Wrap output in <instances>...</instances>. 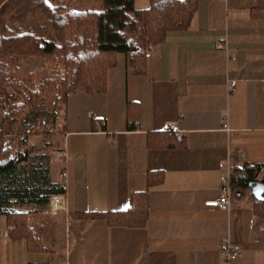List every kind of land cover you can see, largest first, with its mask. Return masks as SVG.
Listing matches in <instances>:
<instances>
[{"label":"crops","instance_id":"obj_1","mask_svg":"<svg viewBox=\"0 0 264 264\" xmlns=\"http://www.w3.org/2000/svg\"><path fill=\"white\" fill-rule=\"evenodd\" d=\"M263 8L264 0H198L189 27L148 52L145 74L134 75L129 55L120 54L105 91L70 94L59 115L66 210L50 215L56 230L55 219L63 221L62 247L28 252L0 215V264H226V241L243 249L229 264H264V218L254 211L264 197L261 175L231 195L230 208L206 205L230 183L234 163L264 166V16L253 15ZM129 103L140 107L135 129ZM164 131L173 146L148 144L150 133ZM153 171L164 179L148 187ZM142 191L145 226L72 217L124 211Z\"/></svg>","mask_w":264,"mask_h":264},{"label":"trees","instance_id":"obj_2","mask_svg":"<svg viewBox=\"0 0 264 264\" xmlns=\"http://www.w3.org/2000/svg\"><path fill=\"white\" fill-rule=\"evenodd\" d=\"M197 7L198 0H149L144 9H137L134 0H102L98 10L74 8L58 0H0V215L12 227L10 236L25 240L28 252L55 251L56 223L39 209L21 206L48 205L52 194H65L66 188L60 180L51 181L48 166L41 172L28 169L31 152H13L8 144L13 129L23 141L34 134H63L64 125L57 116L60 105L65 110L70 94L105 91L108 72L120 54L129 55L134 75L145 74L148 52L170 33L187 29ZM253 15L263 17L264 8L254 10ZM30 57L51 64L25 73L21 63ZM139 118L140 107L129 103L128 128L135 129ZM148 144L175 143L172 132L164 131L150 133ZM260 175L264 179L262 164L234 163L232 194L247 192ZM163 179V172H150L148 187ZM254 211L264 218V197L255 200ZM72 217L142 227L149 220L148 193H134L124 211L74 213Z\"/></svg>","mask_w":264,"mask_h":264},{"label":"rangeland","instance_id":"obj_3","mask_svg":"<svg viewBox=\"0 0 264 264\" xmlns=\"http://www.w3.org/2000/svg\"><path fill=\"white\" fill-rule=\"evenodd\" d=\"M61 3L68 2L72 7H76L79 9H95L98 10L101 8L102 0H58ZM140 0H136L135 7L138 9H144L142 7H138ZM51 63L46 59L39 57H30L29 59L23 58L21 63V67L23 72L27 73L30 71H38L44 67L49 66ZM60 72L64 74V67L59 65ZM64 109L63 105L59 107V115L61 110ZM63 111V110H62ZM57 116L58 122L60 121V116ZM15 128L13 129L14 133L10 135L8 144L12 147L13 152L16 151H24L28 149L31 152V162L28 169H38L40 171L44 166H48L49 168V176L51 181L55 182L61 179V137L59 134L55 135H31L27 138L26 141L22 140L21 135L15 133ZM48 155V157L46 156ZM49 159V160H48ZM48 160V162H47ZM47 164V165H46ZM35 209L34 205H28L25 210H33ZM38 209V208H36ZM46 212H43L45 216L52 215V211L50 208V204H48L45 209ZM3 218V217H1ZM59 228L57 231V240L55 242V248L60 249L63 243V221L61 217H57L55 219Z\"/></svg>","mask_w":264,"mask_h":264},{"label":"built area","instance_id":"obj_4","mask_svg":"<svg viewBox=\"0 0 264 264\" xmlns=\"http://www.w3.org/2000/svg\"><path fill=\"white\" fill-rule=\"evenodd\" d=\"M236 84L237 82L235 80L230 83V91L235 89ZM225 127H228L227 124ZM171 130H174V128L171 127ZM176 138L179 142L183 141V136L181 134H177ZM65 175L66 173L62 172L61 177L63 178ZM231 195L232 189L230 183L228 182L222 186L220 197L207 201L206 205L218 207L220 209H228L231 206ZM49 204L52 212L66 210L64 194H52L49 197ZM221 251L223 254V260L226 264H229L231 261L240 258L243 254L242 247L230 241H226L221 245Z\"/></svg>","mask_w":264,"mask_h":264}]
</instances>
